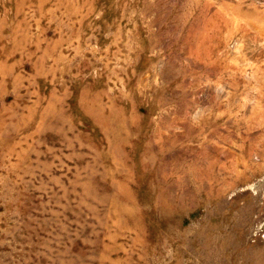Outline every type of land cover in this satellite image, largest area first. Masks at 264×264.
Listing matches in <instances>:
<instances>
[{"label": "rangeland", "instance_id": "1", "mask_svg": "<svg viewBox=\"0 0 264 264\" xmlns=\"http://www.w3.org/2000/svg\"><path fill=\"white\" fill-rule=\"evenodd\" d=\"M0 264H264V0H0Z\"/></svg>", "mask_w": 264, "mask_h": 264}]
</instances>
